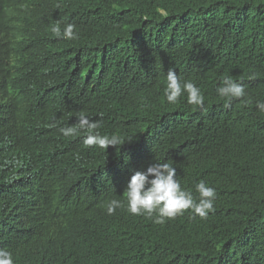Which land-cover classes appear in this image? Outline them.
I'll return each instance as SVG.
<instances>
[{
	"label": "trees",
	"instance_id": "16d2710c",
	"mask_svg": "<svg viewBox=\"0 0 264 264\" xmlns=\"http://www.w3.org/2000/svg\"><path fill=\"white\" fill-rule=\"evenodd\" d=\"M5 1L0 249L14 264H264V0ZM66 24L78 39L53 33ZM169 69L202 107L167 102ZM225 76L246 88L228 106ZM81 112L121 145L64 137ZM156 162L194 198L200 181L216 190L207 218L128 212L131 176Z\"/></svg>",
	"mask_w": 264,
	"mask_h": 264
},
{
	"label": "clouds",
	"instance_id": "9594fccd",
	"mask_svg": "<svg viewBox=\"0 0 264 264\" xmlns=\"http://www.w3.org/2000/svg\"><path fill=\"white\" fill-rule=\"evenodd\" d=\"M7 1V0H6ZM5 1V2H6ZM74 24H66L61 32L60 27H53L56 36L68 40L78 39ZM218 96L225 101V106L233 100L246 97V88L242 83L236 82L231 76H225L217 87ZM186 94L187 102L194 106L204 105V96L201 89L191 80H184L175 70L169 69L166 74V88L164 96L169 104H176ZM257 109L264 113V102L257 103ZM101 127L98 120H90L83 112L77 114L75 126L60 128L64 137L77 134L78 129L84 130L88 135L84 139L87 147L98 146L107 149L109 146L121 145V138L115 134L101 135L97 129ZM131 141V140H130ZM195 191L199 198H194L191 190H184L177 176L176 168L169 162H156L149 166L146 171L135 172L124 192L127 200V210L136 216H145L155 224H164L186 211H191L195 216L207 218L213 210L214 201L217 199L216 190L207 186L204 181L195 185ZM121 202L113 199L107 205L108 215L115 213L120 208ZM0 264H14L12 252L0 249Z\"/></svg>",
	"mask_w": 264,
	"mask_h": 264
}]
</instances>
